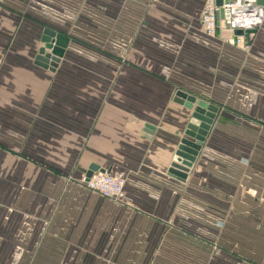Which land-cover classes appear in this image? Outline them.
<instances>
[{
  "label": "crops",
  "instance_id": "crops-1",
  "mask_svg": "<svg viewBox=\"0 0 264 264\" xmlns=\"http://www.w3.org/2000/svg\"><path fill=\"white\" fill-rule=\"evenodd\" d=\"M206 1L0 0V264H264V23L244 50ZM179 91L218 108L185 179ZM92 164L125 195L84 187Z\"/></svg>",
  "mask_w": 264,
  "mask_h": 264
},
{
  "label": "built area",
  "instance_id": "built-area-1",
  "mask_svg": "<svg viewBox=\"0 0 264 264\" xmlns=\"http://www.w3.org/2000/svg\"><path fill=\"white\" fill-rule=\"evenodd\" d=\"M264 23V5L258 0H207L202 10V24L209 36H216L224 27L230 31L225 40L249 50L247 35L261 27ZM241 30L243 34H237ZM81 184L104 196L121 198L125 195V180L109 171H94L80 178Z\"/></svg>",
  "mask_w": 264,
  "mask_h": 264
},
{
  "label": "water",
  "instance_id": "water-1",
  "mask_svg": "<svg viewBox=\"0 0 264 264\" xmlns=\"http://www.w3.org/2000/svg\"><path fill=\"white\" fill-rule=\"evenodd\" d=\"M222 1L223 0H217L219 4H221ZM258 1L264 5V0ZM236 33L243 34V31L238 30ZM42 40L44 46L39 49L35 63L53 71L58 66L60 57L64 51L61 37L56 31L46 28ZM177 100L184 103L189 109H192V115L187 124L185 134L192 138L194 142L189 139H184L182 141L179 145V149L173 157L169 172L179 178L185 179L196 160L198 148L205 140L211 127V121L215 118L218 108L216 105L209 103L205 99H197L195 96L182 93L181 91L177 93ZM154 130V125L146 124L144 128L145 136L151 137ZM97 170L105 171V169L100 168L98 165L92 164L87 175L90 176Z\"/></svg>",
  "mask_w": 264,
  "mask_h": 264
},
{
  "label": "rangeland",
  "instance_id": "rangeland-1",
  "mask_svg": "<svg viewBox=\"0 0 264 264\" xmlns=\"http://www.w3.org/2000/svg\"><path fill=\"white\" fill-rule=\"evenodd\" d=\"M63 53H64V51H63ZM63 55V54H62Z\"/></svg>",
  "mask_w": 264,
  "mask_h": 264
}]
</instances>
